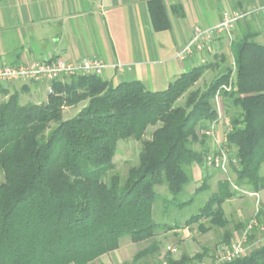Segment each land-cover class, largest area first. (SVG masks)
I'll return each instance as SVG.
<instances>
[{
    "label": "trees",
    "instance_id": "16d2710c",
    "mask_svg": "<svg viewBox=\"0 0 264 264\" xmlns=\"http://www.w3.org/2000/svg\"><path fill=\"white\" fill-rule=\"evenodd\" d=\"M149 3L155 29L167 28L161 0ZM251 27L241 26L237 42H231L234 68L203 90L194 86L208 65L156 92L138 81L115 85L102 76L72 77L54 83L53 93L41 103L22 104L27 87L11 91L0 84V264H95L118 251L124 237L136 244L152 241L133 261L158 253V233L179 227L154 220V206L162 198L157 188L166 186L177 197L193 181L190 168H206L211 141L201 131L218 119L213 101L231 78L230 91L222 94L229 118L225 145L236 153L234 185L263 191L264 45L255 41L260 32ZM81 104L74 117L63 118L64 109ZM150 127L154 130L148 139ZM130 140L140 142L142 149L138 166L123 179L115 173L114 157L119 142ZM204 183L197 194L208 189ZM237 194L231 182L220 181L186 226L198 223L203 233L222 229L219 247L230 246L233 234L224 204ZM258 218L264 222L263 211ZM247 224L239 222L236 230L242 232ZM168 247L162 264L205 263L202 259L209 253L175 260L177 249ZM219 264H264V242Z\"/></svg>",
    "mask_w": 264,
    "mask_h": 264
},
{
    "label": "crops",
    "instance_id": "0c3cea01",
    "mask_svg": "<svg viewBox=\"0 0 264 264\" xmlns=\"http://www.w3.org/2000/svg\"><path fill=\"white\" fill-rule=\"evenodd\" d=\"M161 3L168 27L156 30L149 0H0V66L98 58L106 66L102 77L115 85L138 81L148 91H163L196 67L208 65L211 69L217 59L234 64L232 45L223 35L195 48L185 59L179 58L196 28L213 27L238 11L256 10L236 25L237 33L242 25L251 23L257 28L264 20V0ZM225 70L219 68L220 73ZM8 85L11 91L27 87V95L38 103L49 95L44 83ZM222 102L216 101L215 108L226 116ZM224 120L218 122V139L227 133Z\"/></svg>",
    "mask_w": 264,
    "mask_h": 264
},
{
    "label": "rangeland",
    "instance_id": "374dc122",
    "mask_svg": "<svg viewBox=\"0 0 264 264\" xmlns=\"http://www.w3.org/2000/svg\"><path fill=\"white\" fill-rule=\"evenodd\" d=\"M244 27V25H242ZM253 30H258L260 35L255 38V41L264 45V20L260 21L258 27H251ZM240 33L234 29L231 34V38L226 37L228 42L231 44L232 41L238 38ZM211 69L208 68L202 78L196 83L194 89L203 90L205 87L209 86L215 78H217L222 73L226 72L227 69L234 68L233 61L219 60L217 59ZM223 66L226 68L225 71L219 72V68ZM234 77V76H233ZM231 78L228 85L223 86L218 93L221 95L222 103L224 105L225 99L223 97V92L227 91L225 88L232 87ZM4 87H9L8 83ZM217 95V94H216ZM220 99V100H221ZM4 100V96L0 94V103ZM185 98L181 99L179 104H184ZM20 102L26 104L29 102H35V100L30 99L29 95L21 96ZM216 96L213 101L214 107L216 106ZM81 104L76 107L64 109L63 118L65 120L74 117L83 107ZM230 106V104H229ZM234 109H232V112ZM230 111V107H229ZM225 113V106H224ZM228 118V116L226 115ZM154 128H149L146 135L148 139L151 137ZM229 130V118L228 124L225 125V132ZM200 134V133H199ZM207 137V136H206ZM225 136L219 138L221 141V146L227 153L229 160V165L227 172H223L215 169L204 168L203 166H198L196 164L190 168V172L193 176V181L185 189V192L181 193L177 197H174L169 193L166 186L158 187L157 190L161 195V200H159L154 206V220L160 224L172 225L173 228L179 227V229L171 231H161L158 233L155 239L160 245V251L154 255L146 256L141 258L139 261H133L134 257L151 245L152 241H147L143 243H133L129 237H124L120 240V248L118 251L105 256L103 259L99 260L95 264H162L166 261L168 255L166 248L170 245L177 249L174 253L173 258L179 260L181 256H186L188 258H193L197 254H203L204 251H208L207 256L202 259V262L206 264H214L218 261L221 256L220 247L223 244L224 230L214 228L210 232L203 233L199 229V224H192L191 226H186V221L200 212V209L208 201L210 195L218 190V183L222 180H228L231 184H235L236 175L232 169V164H236V153L233 147L225 145ZM211 141V140H210ZM194 148L200 150V145H194ZM217 148V147H216ZM142 149V144L133 140L130 141H120L118 144V149L114 157V163L116 166L115 173L121 175L123 179L126 178L128 171L131 167L138 166L139 164V154ZM215 148L210 143V151ZM262 175H264V165L261 169ZM3 180V176L0 173V182ZM207 182L208 189L203 193L197 194L196 190L199 189ZM252 193L248 187H239L238 194L227 201L224 204L225 215L230 220L229 230L232 232L231 241L236 240L238 236L242 233L240 230H236L237 224L239 222L245 225L254 217L257 210L264 212V190L259 192V202L256 197L248 195ZM193 198V201L187 205H180L182 202L189 201ZM171 200V202H166ZM173 200V201H172ZM205 222V221H204ZM209 225V224H207ZM256 240L251 241V247L248 254L256 248H259L262 244L258 242L254 244ZM213 254V255H211ZM212 258H211V257ZM194 262L192 264H197ZM191 264V263H190Z\"/></svg>",
    "mask_w": 264,
    "mask_h": 264
},
{
    "label": "built area",
    "instance_id": "2783aa9c",
    "mask_svg": "<svg viewBox=\"0 0 264 264\" xmlns=\"http://www.w3.org/2000/svg\"><path fill=\"white\" fill-rule=\"evenodd\" d=\"M255 12L256 10L233 12L230 15L224 16L222 20L213 27L196 28L192 39L180 50L178 57L185 59L195 48L203 47L205 43L210 42L220 35L231 38L232 31L235 29L236 25L240 21L249 18ZM105 68L106 66L103 61L98 58H85L79 62H69L64 59L35 60L26 65L0 66V84L13 82L44 83L47 85L48 94H52L53 84L56 82H65L70 78L77 76H103ZM225 89L230 91V88ZM220 99L221 95L217 93L216 101H219ZM220 120H224L225 124H228V118L219 111L218 119L210 123L206 129L201 131V135L207 136L212 140V145L215 148L206 156L205 167L227 172L229 165L227 153L223 149V146H221V141L217 138L216 134L218 122ZM232 185L234 189H239L234 184ZM248 195L256 197L259 202V193L252 192ZM258 213L259 210L256 211L254 217L249 221L240 236L231 242L230 246H222L220 248L221 256L218 258L219 260L216 261V264L231 262L247 254L251 247V236H255L253 239L256 240L254 244L264 242V222L262 220L260 221ZM168 250L176 252V249L172 247H168Z\"/></svg>",
    "mask_w": 264,
    "mask_h": 264
}]
</instances>
